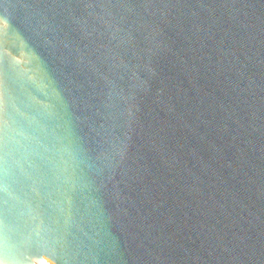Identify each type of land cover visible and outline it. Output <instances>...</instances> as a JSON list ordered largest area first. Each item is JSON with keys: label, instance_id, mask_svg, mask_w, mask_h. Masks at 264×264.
I'll use <instances>...</instances> for the list:
<instances>
[{"label": "water", "instance_id": "water-1", "mask_svg": "<svg viewBox=\"0 0 264 264\" xmlns=\"http://www.w3.org/2000/svg\"><path fill=\"white\" fill-rule=\"evenodd\" d=\"M0 264H264V0H0Z\"/></svg>", "mask_w": 264, "mask_h": 264}]
</instances>
